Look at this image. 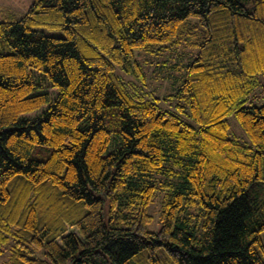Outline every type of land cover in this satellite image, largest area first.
I'll use <instances>...</instances> for the list:
<instances>
[{
	"label": "trees",
	"instance_id": "obj_1",
	"mask_svg": "<svg viewBox=\"0 0 264 264\" xmlns=\"http://www.w3.org/2000/svg\"><path fill=\"white\" fill-rule=\"evenodd\" d=\"M153 70L178 71L173 93ZM261 74L264 0H33L0 20L1 264H264Z\"/></svg>",
	"mask_w": 264,
	"mask_h": 264
},
{
	"label": "rangeland",
	"instance_id": "obj_2",
	"mask_svg": "<svg viewBox=\"0 0 264 264\" xmlns=\"http://www.w3.org/2000/svg\"><path fill=\"white\" fill-rule=\"evenodd\" d=\"M32 1L33 0H0V20L10 19V18L22 15L24 12H26V10L28 9ZM46 32L52 33V34H55V33L59 34L60 30H46ZM182 59L185 60L186 58L183 57ZM154 60L156 59H153L152 61ZM172 71L173 73L171 77L167 78L166 80H162L160 78L153 79L155 75L154 70L150 72L149 79L153 82L152 84L156 85V84H159L160 82H164L163 84L162 83L159 84V87H160L159 89L155 90V93L158 96H161L163 93L171 94L175 91V87L177 85V80H178V71L176 70H172ZM259 80H260V84L255 89V92L258 96L250 97V99L255 104H260L264 102V74H261L259 76ZM168 98L170 100H164V99L157 100V103L160 108H168V109L174 108L173 104H174L176 97L170 95L168 96ZM227 119L229 121L230 135L235 136L237 139H239L242 142H248V138L244 130L239 125V123L237 122L233 114H229L227 116ZM159 200H160V195H157V197L154 199L152 204L149 206V212L152 214V220L150 223L147 224V228L149 230H156L159 227V220H158ZM5 259H6V255H1L0 264Z\"/></svg>",
	"mask_w": 264,
	"mask_h": 264
}]
</instances>
